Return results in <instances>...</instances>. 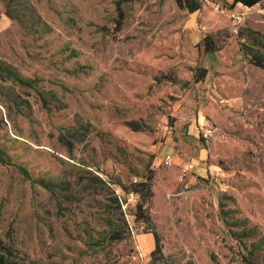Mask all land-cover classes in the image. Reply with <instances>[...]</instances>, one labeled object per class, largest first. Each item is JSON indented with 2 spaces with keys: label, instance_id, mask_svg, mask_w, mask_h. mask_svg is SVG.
I'll use <instances>...</instances> for the list:
<instances>
[{
  "label": "rangeland",
  "instance_id": "rangeland-1",
  "mask_svg": "<svg viewBox=\"0 0 264 264\" xmlns=\"http://www.w3.org/2000/svg\"><path fill=\"white\" fill-rule=\"evenodd\" d=\"M200 1L0 0V245L19 264H264V0L238 25ZM147 174L150 221L117 184Z\"/></svg>",
  "mask_w": 264,
  "mask_h": 264
},
{
  "label": "trees",
  "instance_id": "trees-1",
  "mask_svg": "<svg viewBox=\"0 0 264 264\" xmlns=\"http://www.w3.org/2000/svg\"><path fill=\"white\" fill-rule=\"evenodd\" d=\"M178 7L181 9L186 10L189 13H193L201 8V1L200 0H175ZM262 0H232V3L241 2L245 5L252 6L256 4L257 2H261ZM202 48L205 54H213L216 51H218L221 48V44H219V41L216 39V33L209 32L205 34L202 37ZM206 74V69L201 68L199 72L196 74L194 73V79L195 81H200L204 78ZM129 127L132 129H139L137 126V123L134 121L128 122ZM1 155V151H0ZM91 182L93 184L103 185L106 186L109 182L105 181L98 175H92L90 176ZM152 176L147 174L144 176L141 180L137 181H130L128 184H124L121 182H118L117 184L121 187V189L125 193H133L136 196V203H135V212L134 217L135 219H142L145 221H150V215L145 210L147 206H145L150 198L153 195L152 192V182H151ZM108 204H103V202H99L101 205L106 206L107 208H113L116 207L121 209L120 200L117 195H115L113 198L109 199ZM114 204V205H113ZM154 238V249L150 252L151 255V263H154L158 261L161 257H163L162 254V244L160 242V237L157 234L156 231H151ZM116 235L117 238H120L121 236H118V233L116 231L113 232V235ZM12 251L10 248L5 247L3 245H0V264H19L17 260H14L12 258Z\"/></svg>",
  "mask_w": 264,
  "mask_h": 264
},
{
  "label": "built area",
  "instance_id": "built-area-1",
  "mask_svg": "<svg viewBox=\"0 0 264 264\" xmlns=\"http://www.w3.org/2000/svg\"><path fill=\"white\" fill-rule=\"evenodd\" d=\"M209 3L214 8V10L221 12L223 14H226L234 22L235 25H238L244 21L245 17L250 13V11H252V9H254L256 6H258L260 2H257L256 4L252 6L245 5L241 2H236L233 4V7H226L225 5H222L219 2L214 1V0L209 1ZM258 11L262 12L263 10L262 8H260ZM202 30H205L203 26H202ZM202 135L204 137H207L208 130L203 131ZM163 163L165 165H170L172 163V158L169 154L163 157ZM192 166L193 165L191 163L184 166L181 169V177L185 175L187 170H190ZM130 196L132 197L133 194L130 193Z\"/></svg>",
  "mask_w": 264,
  "mask_h": 264
},
{
  "label": "crops",
  "instance_id": "crops-1",
  "mask_svg": "<svg viewBox=\"0 0 264 264\" xmlns=\"http://www.w3.org/2000/svg\"><path fill=\"white\" fill-rule=\"evenodd\" d=\"M200 10V9H199ZM199 10H197V11H199ZM197 11H195V12H197ZM195 12H193V13H195Z\"/></svg>",
  "mask_w": 264,
  "mask_h": 264
}]
</instances>
